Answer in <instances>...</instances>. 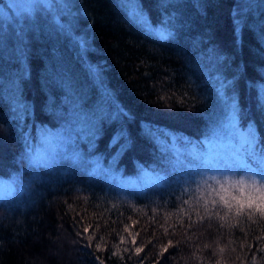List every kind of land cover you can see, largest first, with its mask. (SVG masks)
I'll return each instance as SVG.
<instances>
[{
  "label": "trees",
  "instance_id": "trees-1",
  "mask_svg": "<svg viewBox=\"0 0 264 264\" xmlns=\"http://www.w3.org/2000/svg\"><path fill=\"white\" fill-rule=\"evenodd\" d=\"M76 8L68 30L42 11L0 18V187L15 189L0 197V264H264V220L205 211L207 186L181 169L230 103L264 144V0ZM61 138L137 179L117 186L69 157L32 160ZM144 171L160 183L143 185ZM221 174L240 178L208 175Z\"/></svg>",
  "mask_w": 264,
  "mask_h": 264
},
{
  "label": "rangeland",
  "instance_id": "rangeland-1",
  "mask_svg": "<svg viewBox=\"0 0 264 264\" xmlns=\"http://www.w3.org/2000/svg\"><path fill=\"white\" fill-rule=\"evenodd\" d=\"M76 2L77 0H0V18L4 20H13V18L16 17L22 21H30L33 19L34 22L36 21L35 19H37V12L42 11L51 15L52 18L57 20L67 30L74 29L79 19ZM69 31L73 33L71 30ZM261 87L264 88V85ZM238 120L236 106L230 103L229 110L224 114V117L222 116L218 120V130L211 133V136L206 140L204 149H192V155L189 156L191 163L188 162V159H184L181 169L189 173V175L193 174L197 170V166L201 165V161L196 159L198 154L207 155L213 159H219L229 156L238 149L245 142L249 132L248 129L240 126ZM81 134H84V132H81ZM69 140L70 139L61 138L58 142L56 139V145L45 149H43V147V150L40 149L38 153L31 155L32 160L49 161L56 156L64 158L69 157V160L85 167L88 171L98 175L105 182L117 186L125 184L131 185V183L137 179L131 178L130 176L121 177L120 173H113L109 169H104L102 160L98 155L91 154L90 152H86L85 154L84 148H76L71 140L70 142ZM200 170L203 171V168L201 167ZM141 174L142 184L146 185V187L158 185L160 183L158 175H153L148 171H144ZM200 179L201 177L199 175H194V180ZM4 189L5 188L0 187V197L2 198H5L2 195Z\"/></svg>",
  "mask_w": 264,
  "mask_h": 264
},
{
  "label": "snow or ice",
  "instance_id": "snow-or-ice-1",
  "mask_svg": "<svg viewBox=\"0 0 264 264\" xmlns=\"http://www.w3.org/2000/svg\"><path fill=\"white\" fill-rule=\"evenodd\" d=\"M258 100L260 107L264 109V91L258 92ZM121 139H125L126 143V138L122 133L113 137L116 143H119ZM124 147L125 145L121 144V148ZM196 159L201 161V165L197 166V170L193 174H190L189 181L195 182L194 175H199L200 183L207 186L208 195L213 197L210 201L204 200L205 211H207L209 203L213 206L219 203L229 210L235 208L237 216L246 214L251 219L258 215L261 220H264V144H261L254 131L249 129L245 142L227 157L213 159L207 155L198 154ZM39 163H46V161H39ZM201 167L203 171L200 170ZM209 172L233 173L240 178L232 179L223 174L218 178L217 175H208ZM14 192L15 189L10 183L6 185L2 195L9 197ZM234 192L241 193L243 199L230 194ZM184 203L187 204L188 201H184ZM219 218L224 219V217ZM88 231V228L84 229L85 233ZM88 239L92 240L93 236H88ZM121 241L123 242V237H121ZM133 244H135V238H133ZM96 248L98 251L101 250L100 244H97ZM142 250L137 247L135 254L139 255ZM166 250L167 248L164 249V251ZM113 255L115 256L117 253L113 252ZM100 264H104V262L101 260Z\"/></svg>",
  "mask_w": 264,
  "mask_h": 264
}]
</instances>
